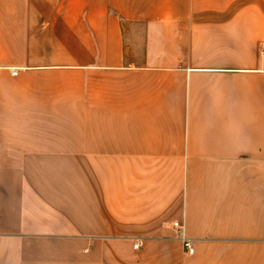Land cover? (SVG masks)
Masks as SVG:
<instances>
[{
  "label": "crops",
  "instance_id": "0c3cea01",
  "mask_svg": "<svg viewBox=\"0 0 264 264\" xmlns=\"http://www.w3.org/2000/svg\"><path fill=\"white\" fill-rule=\"evenodd\" d=\"M0 264H264V0H0Z\"/></svg>",
  "mask_w": 264,
  "mask_h": 264
},
{
  "label": "built area",
  "instance_id": "2783aa9c",
  "mask_svg": "<svg viewBox=\"0 0 264 264\" xmlns=\"http://www.w3.org/2000/svg\"><path fill=\"white\" fill-rule=\"evenodd\" d=\"M14 73H16V71H15ZM174 226L178 229V231H179L180 233H182V235H181V239H182L183 245H184V247L186 248V250H187L190 254H193L194 251H195V248H194V246H193V239H191V238H189V237H187V236H185V235L183 234V233H184V232H183V229H184V225H183V223L180 222V221H175V222H174ZM138 246H139L138 243H136V244L134 245L135 248H138Z\"/></svg>",
  "mask_w": 264,
  "mask_h": 264
}]
</instances>
